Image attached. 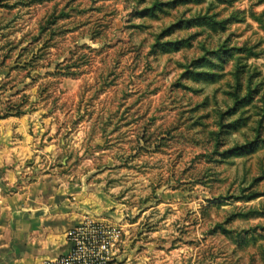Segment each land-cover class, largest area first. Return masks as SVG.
<instances>
[{
    "label": "clouds",
    "instance_id": "clouds-1",
    "mask_svg": "<svg viewBox=\"0 0 264 264\" xmlns=\"http://www.w3.org/2000/svg\"><path fill=\"white\" fill-rule=\"evenodd\" d=\"M66 2L0 0V60L23 39L24 60L31 61L27 75L0 90V175L11 172L18 182L13 192L0 180V203L19 210L31 195L43 217L0 211V264H51L65 245L75 252L86 242L97 264H218L217 255L227 264L228 249L217 253V239L205 243L200 234L213 223L193 204L205 191L193 193L183 181L210 170L242 185L254 164L264 166V136L251 145L250 132L230 128L218 138L207 130L171 136L183 123V101L171 89L154 99L170 69L162 74V61L145 60L139 36L125 30L128 0H85L93 23L82 27L75 18L57 19ZM118 45L131 63L121 65L108 51ZM177 237L193 242L184 245L186 255H158Z\"/></svg>",
    "mask_w": 264,
    "mask_h": 264
},
{
    "label": "rangeland",
    "instance_id": "rangeland-1",
    "mask_svg": "<svg viewBox=\"0 0 264 264\" xmlns=\"http://www.w3.org/2000/svg\"><path fill=\"white\" fill-rule=\"evenodd\" d=\"M84 2L67 0L63 4L67 11L61 10L57 19L75 18L76 27L92 24L88 13L93 9L81 7ZM128 5L125 15L129 20L124 27L139 36L138 51L147 54L145 60L152 57L162 61V74L163 68L170 69L167 87L154 99L159 103L171 89L183 101V123L172 128L171 136L207 130L218 138L219 133L230 128L233 132H250V145L264 136V0H128ZM119 21L117 16L112 23ZM108 36L127 38L126 34ZM33 39L39 43L38 37ZM21 45L4 52L0 60V74L7 81L0 90H6L18 73L27 75L25 65L31 61L24 60L27 45L23 39ZM119 47H109L108 51L117 55L121 65L131 63L129 55L120 57ZM145 67L142 62L137 75ZM128 75L125 71L124 78ZM132 102L129 99V106ZM208 159L211 162L212 157ZM246 176L240 186L224 182L210 170L203 177L187 176L183 181L193 193L205 191L204 197L197 196L200 203L193 204L200 219L213 223L200 234H207L205 243L217 239V253L228 249L227 264H264V166L257 162ZM155 235L153 232V239ZM192 243L188 237L183 241L177 237L167 254L160 248L158 255H167L169 261L172 257L179 259L186 255L184 245L191 247ZM216 259L218 264H225L221 255Z\"/></svg>",
    "mask_w": 264,
    "mask_h": 264
},
{
    "label": "crops",
    "instance_id": "crops-1",
    "mask_svg": "<svg viewBox=\"0 0 264 264\" xmlns=\"http://www.w3.org/2000/svg\"><path fill=\"white\" fill-rule=\"evenodd\" d=\"M20 155H25L23 151L20 152ZM11 157H9V160ZM0 180H3L6 184H9L12 186V191L16 192L17 189L15 188V185L18 183L16 180V176L12 174L11 172L4 173L3 175H0ZM25 191H28L26 188ZM18 199H22V197H18ZM34 199L31 195H29V203H27L26 206L21 207L19 210H16L11 204L7 206V208L4 207L3 203H0V211H6V212H17V216L19 214H29L32 216H39L42 217V208L41 207H34L31 203V200ZM39 204L40 201H37ZM47 210V206H43V211ZM55 242V241H54ZM69 250V246L65 245L64 248L61 249L60 255L55 258V260L51 261V264H55L56 259L61 257L62 255L66 254ZM45 264H48V262H45Z\"/></svg>",
    "mask_w": 264,
    "mask_h": 264
},
{
    "label": "built area",
    "instance_id": "built-area-1",
    "mask_svg": "<svg viewBox=\"0 0 264 264\" xmlns=\"http://www.w3.org/2000/svg\"><path fill=\"white\" fill-rule=\"evenodd\" d=\"M73 248H75V245L69 246L68 252L56 259L55 264H97L98 258L90 255L87 242L82 248L76 249L75 252L72 250ZM101 255H104L102 250ZM106 264H112V261L109 260Z\"/></svg>",
    "mask_w": 264,
    "mask_h": 264
}]
</instances>
